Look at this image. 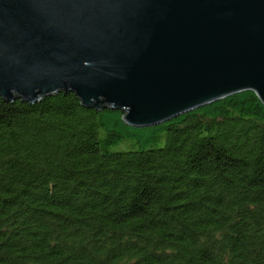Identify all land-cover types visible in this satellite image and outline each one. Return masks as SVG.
I'll list each match as a JSON object with an SVG mask.
<instances>
[{"label":"trees","instance_id":"obj_1","mask_svg":"<svg viewBox=\"0 0 264 264\" xmlns=\"http://www.w3.org/2000/svg\"><path fill=\"white\" fill-rule=\"evenodd\" d=\"M0 264H264V107L138 130L72 94L0 100Z\"/></svg>","mask_w":264,"mask_h":264},{"label":"water","instance_id":"obj_2","mask_svg":"<svg viewBox=\"0 0 264 264\" xmlns=\"http://www.w3.org/2000/svg\"><path fill=\"white\" fill-rule=\"evenodd\" d=\"M242 93L264 107V0H0V100L72 94L149 129Z\"/></svg>","mask_w":264,"mask_h":264},{"label":"rangeland","instance_id":"obj_3","mask_svg":"<svg viewBox=\"0 0 264 264\" xmlns=\"http://www.w3.org/2000/svg\"><path fill=\"white\" fill-rule=\"evenodd\" d=\"M163 145H164V143L163 142H160V143H158V144H156V148H161V147H163ZM129 148L127 147V146H120V147H118V148H116V149H113L112 150V152H116V153H119V152H126L127 150H128Z\"/></svg>","mask_w":264,"mask_h":264}]
</instances>
